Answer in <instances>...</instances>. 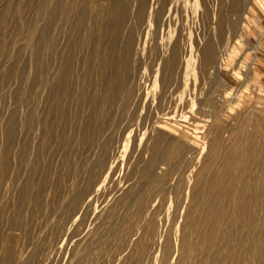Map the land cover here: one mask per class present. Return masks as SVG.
I'll use <instances>...</instances> for the list:
<instances>
[{
  "label": "rangeland",
  "instance_id": "obj_1",
  "mask_svg": "<svg viewBox=\"0 0 264 264\" xmlns=\"http://www.w3.org/2000/svg\"><path fill=\"white\" fill-rule=\"evenodd\" d=\"M242 110L264 0H0V264H263L264 192L213 178Z\"/></svg>",
  "mask_w": 264,
  "mask_h": 264
},
{
  "label": "bare ground",
  "instance_id": "obj_2",
  "mask_svg": "<svg viewBox=\"0 0 264 264\" xmlns=\"http://www.w3.org/2000/svg\"><path fill=\"white\" fill-rule=\"evenodd\" d=\"M196 3V2H195ZM231 6V5H230ZM235 10V9H234ZM230 15V14H229ZM199 17V16H198ZM220 17H221V15H220ZM219 21V20H218ZM223 21H224V19H223ZM242 22V21H241ZM252 23V22H251ZM221 24V23H220ZM223 24V23H222ZM237 25V24H236ZM241 25V24H240ZM248 31V28L245 26V25H242V27L241 26H239V28H237L236 29V33H237V35L240 37L241 36V34L242 33H246ZM211 43V42H210ZM210 45V44H209ZM9 46V45H8ZM9 48V47H8ZM34 48H35V46H34ZM11 49V48H10ZM206 49V48H205ZM207 50V49H206ZM184 51V50H183ZM211 52H212V50H210ZM208 57V56H207ZM212 57V56H211ZM183 59V58H182ZM209 59V58H208ZM180 66V65H179ZM224 74H226L227 75V72H225ZM234 74H235V79H237V78H239L240 76V74H239V72H234ZM199 76V75H198ZM198 78V77H197ZM196 78V79H197ZM202 78V77H201ZM229 78H231V77H229ZM198 80V79H197ZM232 85H234V84H232ZM196 86V85H195ZM231 87V86H230ZM233 87V86H232ZM231 89V88H230ZM235 89V88H234ZM233 89V90H234ZM233 93V92H232ZM236 95V94H235ZM229 96H230V94H229ZM232 96V95H231ZM228 97V96H227ZM233 97V96H232ZM18 100V99H17ZM225 101V100H224ZM251 106V105H250ZM247 107V106H246ZM250 108V107H249ZM237 109V108H236ZM235 109V110H236ZM238 111H239V109H237ZM215 111V110H214ZM228 111V110H227ZM243 111V110H242ZM241 111V112H242ZM252 113H253V110L251 111ZM243 113H244V111H243ZM243 113H239L240 114V119H241V121L239 120V119H237L238 120V122L236 123L237 125L235 126V131L233 130L232 131V135H234L235 134V136H234V138H233V136H232V138L233 139H230V141L228 142V145H227V147H225L224 146V152H222L224 155H225V157H224V161L223 162H225V163H227L225 160H227L228 161V163H229V167H227V165H225V164H223V165H225L226 167H225V169L224 168H221V170L219 171V169H218V171L216 172V174H214V176H213V178H214V180H216V181H219V182H217L218 184V186L220 185L221 186V188H222V185L225 187V186H230V183L232 182V180H235V177H236V175H238V177L239 178H241L240 179V184H238V186L240 185V188L239 189H237L236 191L234 190V196H232V198H233V203H236V204H239V205H237L238 207L239 206H241V207H237V209L239 210L240 208V210L242 211L244 208H243V206L248 202H250V201H256V199H254V196H253V198H251V195H252V191H256V193H258L259 194V192L262 194L263 192H264V135L262 136V135H260L259 133H258V129L257 128H259V127H257L256 129L257 130H255L254 128L252 129V128H249V123L248 122H250V120H248L247 119V113H249V112H245L244 114ZM225 114V113H224ZM236 114V113H235ZM233 115V114H232ZM217 116V115H216ZM220 116V115H219ZM236 116V115H235ZM237 116H238V114H237ZM261 116V115H260ZM239 117V116H238ZM254 117V116H253ZM263 116H261V117H259V118H262ZM235 118V117H234ZM251 118V117H250ZM263 119V118H262ZM233 121V120H232ZM234 121H235V119H234ZM41 122V121H40ZM253 122V121H252ZM262 122V121H261ZM234 123V122H233ZM251 123V122H250ZM229 124V123H228ZM255 124V123H254ZM253 124V125H254ZM235 125V124H234ZM248 125V126H247ZM258 126H260V125H258ZM43 129V128H42ZM259 132H261L260 130H259ZM262 133V132H261ZM215 142V141H214ZM223 143H225V142H223ZM222 144V143H221ZM46 145V144H45ZM203 150V149H202ZM40 151V150H39ZM199 152V151H198ZM211 154V153H210ZM218 154V153H217ZM197 155V154H196ZM223 155V156H224ZM226 158V159H225ZM208 159H209V157H208ZM218 159V158H217ZM251 161L254 163V162H256V164H257V167H256V173H253L254 175L253 176H247L248 174H247V172L249 171L248 170V166L251 164ZM4 164V163H3ZM214 164V163H213ZM201 165V164H200ZM205 165V164H204ZM203 165V166H204ZM223 165H222V167H223ZM252 165V164H251ZM196 166V165H195ZM202 166V165H201ZM202 166V167H203ZM206 166H207V169H208V166H210L208 163H206V165L202 168V169H206ZM212 166V165H211ZM38 167V166H37ZM198 168V167H197ZM217 168V167H216ZM253 168H254V166H253ZM250 169V168H249ZM252 169V168H251ZM216 170V169H215ZM253 170H255V168L253 169ZM198 171H201V170H198ZM209 171V170H208ZM207 171V172H208ZM203 171H201V174H203L202 173ZM196 173V172H195ZM199 173V172H198ZM201 174L199 173V177L201 176ZM252 175V174H251ZM198 176V175H197ZM198 179V178H197ZM202 179V178H201ZM212 179V178H211ZM184 180V179H183ZM213 180V181H214ZM202 182H203V180H202ZM198 183V182H197ZM204 183V182H203ZM215 182H213V184H214ZM196 184V183H195ZM211 184V183H210ZM216 184V183H215ZM235 184V183H234ZM237 184V183H236ZM262 184H263V188L261 187L262 186ZM197 185V184H196ZM200 185H201V183H200ZM199 186V185H198ZM204 186V185H203ZM210 186V185H209ZM236 186V185H235ZM179 187V186H178ZM208 187V186H207ZM211 187V186H210ZM199 188V187H198ZM212 188V187H211ZM210 188V189H211ZM231 188V187H230ZM227 189V188H226ZM200 190H202L201 188H200ZM216 190V189H215ZM221 190V189H220ZM230 190V189H229ZM194 191H195V188H194ZM211 191V190H210ZM209 191V192H210ZM214 191V190H213ZM213 191H211V192H213ZM223 191H225V193L227 192V190H225V189H223ZM202 192V191H201ZM201 192H198V193H201ZM217 192V191H216ZM230 192V191H229ZM233 192V191H232ZM193 193V192H192ZM192 193H191V195H192ZM198 193L195 191V197H193L194 198V200H195V198H196V196H199L198 195ZM219 193V192H218ZM256 193L254 192L253 194H255L256 195ZM25 194V193H24ZM207 194V193H206ZM205 194V195H206ZM210 194H212V193H210ZM221 194V193H220ZM257 194V195H258ZM208 195V194H207ZM217 195H219V194H217ZM233 195V194H232ZM209 196V195H208ZM211 196H213V195H211ZM220 196H222V195H220ZM229 196V195H228ZM264 196V195H263ZM213 198V197H212ZM215 198V197H214ZM213 198V199H214ZM217 198V197H216ZM216 198H215V200H216ZM226 198H228V197H226ZM196 199H198V198H196ZM189 200V199H188ZM201 200H203V199H201ZM227 200V199H226ZM231 200V199H230ZM191 201V200H190ZM199 202H200V200H198ZM264 201V200H263ZM192 202V201H191ZM206 202V201H205ZM205 202H203V203H205ZM210 202V201H209ZM226 202V201H225ZM257 202V201H256ZM259 202V201H258ZM254 203V202H253ZM196 204V203H195ZM236 204H235V207H236ZM254 204H256V203H254ZM210 205V204H209ZM228 205H229V202H228ZM250 206L251 205V203L250 204H246V206ZM202 206H203V204H202ZM207 206V205H206ZM247 206V207H248ZM254 206V205H253ZM200 207V206H199ZM210 207V206H209ZM208 207V208H209ZM212 207V206H211ZM210 207V208H211ZM234 207V206H233ZM234 207V208H235ZM259 207V206H258ZM209 208V209H210ZM216 208V207H215ZM222 209V208H221ZM231 209V208H230ZM236 209V208H235ZM249 209V208H248ZM256 209V208H255ZM258 209V208H257ZM256 209V210H257ZM260 209V208H259ZM190 210V209H189ZM192 210V209H191ZM205 210H207L208 211V209H205ZM212 210H213V208H212ZM217 210V209H216ZM239 210V211H240ZM211 211V210H210ZM221 211V210H220ZM243 211H245V210H243ZM209 212V211H208ZM212 212V211H211ZM223 212H224V210H223ZM226 212V211H225ZM258 212V211H257ZM195 213V212H194ZM222 214V213H221ZM227 214H229V212H227ZM248 214V213H247ZM250 214V213H249ZM189 215H191V214H189ZM218 215H220V214H218ZM231 215V214H230ZM237 215V219L239 220L238 222H239V226H240V224H244L245 225V223H246V221H245V219H248V218H245V216L244 215H242V213L240 214L239 213V215L238 214H236ZM201 216V215H200ZM217 216V215H216ZM221 216V215H220ZM253 216V215H252ZM204 217V216H203ZM223 216H221V218H222ZM247 217V216H246ZM25 218V217H24ZM217 218V217H216ZM219 218V217H218ZM231 218V217H230ZM254 218V217H253ZM209 221H210V219H208ZM216 220V219H215ZM229 219H227V221H228ZM202 221V220H201ZM204 221V220H203ZM226 221V222H227ZM245 222V223H244ZM247 222H248V220H247ZM184 223H185V221H184ZM188 223V222H187ZM204 224V223H203ZM247 224V223H246ZM222 225V224H221ZM208 226V225H207ZM212 226V225H211ZM243 226V225H242ZM250 226V225H249ZM214 227V226H213ZM224 227V226H223ZM229 227V226H228ZM238 227V226H237ZM231 228V227H230ZM248 228V227H247ZM254 228V227H253ZM206 229V228H205ZM220 229H222V228H220ZM212 230V229H211ZM156 231V230H155ZM208 231V230H207ZM214 232V231H213ZM213 232H211V234L213 233ZM223 232H224V230H223ZM215 233V232H214ZM217 233V232H216ZM221 233V232H220ZM222 234V233H221ZM238 234H239V232H238ZM214 235V234H213ZM212 236V235H211ZM217 236V235H216ZM208 237H210L209 235L207 236L206 235V238L209 240V238ZM213 238V236L211 237V239ZM216 238H218V237H216ZM230 238V237H229ZM207 239H204V241L205 240H207ZM214 239V238H213ZM240 239V238H239ZM203 240V239H202ZM219 240V239H218ZM211 241V240H210ZM210 241H209V243H210ZM213 241H215V240H213ZM197 242V241H196ZM203 242V241H202ZM202 242H199V243H202ZM207 242V241H206ZM216 242V241H215ZM219 242V241H218ZM238 242H240V241H238ZM247 242H249V241H247ZM184 243V242H183ZM204 243V242H203ZM202 243V244H203ZM208 243V242H207ZM208 243V244H209ZM214 243V242H213ZM210 244H212V243H210ZM243 244V243H242ZM195 245V244H194ZM206 246H208L207 244H205ZM244 245V244H243ZM203 246V245H202ZM209 246H212V245H209ZM253 246H254V244H253ZM193 247V246H192ZM194 248V247H193ZM198 248V247H197ZM213 248H216V247H213ZM221 248V247H220ZM148 249V248H147ZM195 249V248H194ZM139 250V249H138ZM198 250V249H197ZM237 250V249H236ZM148 251V250H147ZM195 251V250H194ZM193 251V252H194ZM214 251V250H213ZM244 251V250H243ZM205 252H206V250H205ZM208 252H210V251H208ZM197 253V252H196ZM196 253H194V254H196ZM259 253V252H258ZM261 253V254H260ZM260 255H262V252H261V249H260ZM205 254H207L208 255V253H205ZM232 254V253H231ZM233 254H234V252H233ZM256 254V253H255ZM201 255V254H200ZM203 255V254H202ZM240 255V254H239ZM206 256V255H205ZM241 256V255H240ZM240 256H238L239 258H240ZM245 256V255H244ZM208 257V256H207ZM206 257V258H207ZM247 257V256H246ZM202 258H205L204 256L202 257ZM258 258V257H257ZM261 258H262V256H261ZM243 259H244V257H243ZM207 260V259H206ZM232 260V259H231ZM242 260V259H241ZM259 261V260H258ZM261 261V260H260ZM263 261V260H262ZM132 262V261H131ZM145 263V262H144ZM228 263V262H227ZM231 263V262H230ZM141 264H143V263H141ZM246 264V263H245ZM263 264H264V261H263Z\"/></svg>",
  "mask_w": 264,
  "mask_h": 264
}]
</instances>
